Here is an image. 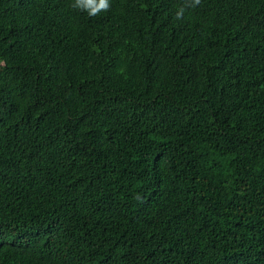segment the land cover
Returning <instances> with one entry per match:
<instances>
[{
	"label": "trees",
	"instance_id": "trees-1",
	"mask_svg": "<svg viewBox=\"0 0 264 264\" xmlns=\"http://www.w3.org/2000/svg\"><path fill=\"white\" fill-rule=\"evenodd\" d=\"M0 0V264H264V0Z\"/></svg>",
	"mask_w": 264,
	"mask_h": 264
},
{
	"label": "clouds",
	"instance_id": "clouds-1",
	"mask_svg": "<svg viewBox=\"0 0 264 264\" xmlns=\"http://www.w3.org/2000/svg\"><path fill=\"white\" fill-rule=\"evenodd\" d=\"M201 0H184V2L176 8L175 19L182 20L185 12L189 7H196ZM72 8L86 13L89 17H96L102 12H108L111 8L110 0H73Z\"/></svg>",
	"mask_w": 264,
	"mask_h": 264
}]
</instances>
